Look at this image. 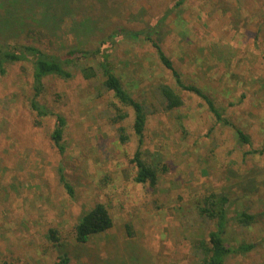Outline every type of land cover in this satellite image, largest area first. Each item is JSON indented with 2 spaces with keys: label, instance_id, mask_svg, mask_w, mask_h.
I'll list each match as a JSON object with an SVG mask.
<instances>
[{
  "label": "rangeland",
  "instance_id": "1",
  "mask_svg": "<svg viewBox=\"0 0 264 264\" xmlns=\"http://www.w3.org/2000/svg\"><path fill=\"white\" fill-rule=\"evenodd\" d=\"M177 1L62 0L55 7L70 8L73 16L47 25L50 32L35 18L29 32L0 35V43L59 55L100 50L107 56L148 111L141 151L159 173L155 187L135 182V114L103 88L101 71L93 80L79 71L68 81L44 80L41 103L67 121L61 153L52 140L55 117L40 119L29 107L32 65L9 66L0 75V264H55L64 253L71 264H195L194 241L215 228L195 205L211 193L229 197L230 218L237 211L256 216L249 228H229L233 244L256 248L226 264H264V156L246 155L264 148V0H186L175 7ZM36 2L0 0V15L32 5L45 9ZM121 30L144 34L131 39ZM146 36L186 84L226 110L251 145L238 143L235 129L217 123L193 93L178 90L184 106L164 108L156 88L175 83ZM100 61L98 55L81 63ZM60 168L73 197L60 182ZM98 203L107 206L114 226L78 245L73 227ZM50 229L58 231L57 245L47 239Z\"/></svg>",
  "mask_w": 264,
  "mask_h": 264
},
{
  "label": "trees",
  "instance_id": "2",
  "mask_svg": "<svg viewBox=\"0 0 264 264\" xmlns=\"http://www.w3.org/2000/svg\"><path fill=\"white\" fill-rule=\"evenodd\" d=\"M37 0H32L35 4ZM39 4L44 3L45 9H38L32 5L31 9H3V15H0V35L5 33H25L30 31L29 25L31 19L35 18L38 24L42 25L48 32L47 25H55L62 15H71L72 9H57V4L61 6L62 0H38ZM186 0H178L175 7H179ZM17 5V3H15ZM65 4V8H67ZM41 12V13H40ZM40 14V15H39ZM40 16V19H39ZM71 15L70 17H72ZM58 19V20H57ZM29 29V30H28ZM50 30L53 29L50 27ZM119 34H126L131 39H137L144 32H133L121 30ZM156 50L161 64L171 72L175 83V88L160 84L156 90L161 98V102L167 111L180 109L184 106V100L178 90L193 93L200 97L208 107L210 114L215 118L216 122L226 126H232L237 134L238 143L251 145V139L241 129H238L226 117V110L219 107L218 104L205 93L201 88L186 84L181 73L176 69L171 59L165 54L162 47L154 38L146 36ZM104 44V42L102 43ZM100 56L102 61L96 66L83 65L84 60L96 56ZM20 63H30L32 65V95L29 100L30 109L40 119L53 116L56 119V126L52 133V140L61 153L64 148V135L67 127L66 119L58 114L50 111L43 103L41 97L44 93V80L48 77H56L62 80H71L76 72H80L84 79L93 80L97 77L98 71H101L104 81L103 88L107 92L114 94L115 98L125 107H129L134 111V132L138 138L139 147L136 150L132 162L136 166L135 182L138 184H149L155 187L159 180L158 170L148 164L144 157L141 147L144 141L146 130L148 111L144 105L133 98L132 94L124 88L123 82L114 70L107 58L102 55L101 51L93 54L87 51L70 50L68 53L59 55L49 53L32 45L21 43H0V75L7 74L8 67ZM127 140V137L122 139ZM259 154L264 156V148L262 150H252L246 155ZM60 182L67 192L73 197L74 191L72 185L67 181L63 168L59 169ZM230 205L229 197L224 193H211L210 195L199 200L195 205V209L200 217L213 221L215 223L214 230L210 231L204 238L197 239L193 243L192 255L195 264H226L229 258L236 255H246L256 248V244L239 243L233 244L229 237V228L233 224H238L243 228H249L256 223V216L245 211H237L233 218L229 217L228 207ZM114 222L109 209L102 203L96 204L88 212H86L73 227L75 242L78 245H86L93 237L103 235L112 230ZM47 239L54 245L61 240L56 229H50ZM264 242V238L262 240ZM55 264H71L68 253H64L58 258Z\"/></svg>",
  "mask_w": 264,
  "mask_h": 264
}]
</instances>
